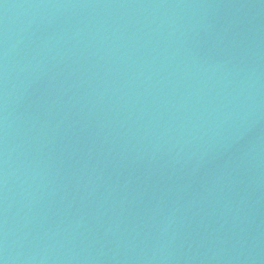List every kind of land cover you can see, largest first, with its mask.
<instances>
[{"label":"water","instance_id":"obj_1","mask_svg":"<svg viewBox=\"0 0 264 264\" xmlns=\"http://www.w3.org/2000/svg\"><path fill=\"white\" fill-rule=\"evenodd\" d=\"M0 264H264V0H0Z\"/></svg>","mask_w":264,"mask_h":264}]
</instances>
